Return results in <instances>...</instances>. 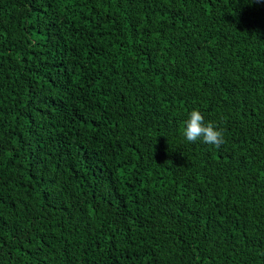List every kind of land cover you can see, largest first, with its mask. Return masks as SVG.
Listing matches in <instances>:
<instances>
[{"label": "trees", "instance_id": "trees-1", "mask_svg": "<svg viewBox=\"0 0 264 264\" xmlns=\"http://www.w3.org/2000/svg\"><path fill=\"white\" fill-rule=\"evenodd\" d=\"M0 264H264V3L0 0Z\"/></svg>", "mask_w": 264, "mask_h": 264}, {"label": "clouds", "instance_id": "clouds-1", "mask_svg": "<svg viewBox=\"0 0 264 264\" xmlns=\"http://www.w3.org/2000/svg\"><path fill=\"white\" fill-rule=\"evenodd\" d=\"M255 3H264V0H254ZM183 135L188 142L202 140L205 144L220 147L224 142V133L212 122H205L203 114L193 109L185 121Z\"/></svg>", "mask_w": 264, "mask_h": 264}]
</instances>
